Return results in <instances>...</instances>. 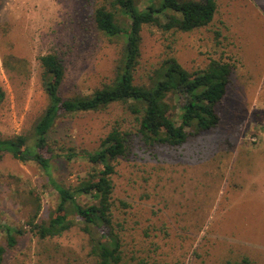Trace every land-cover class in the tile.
<instances>
[{
	"label": "rangeland",
	"instance_id": "rangeland-1",
	"mask_svg": "<svg viewBox=\"0 0 264 264\" xmlns=\"http://www.w3.org/2000/svg\"><path fill=\"white\" fill-rule=\"evenodd\" d=\"M101 2L0 0L1 139L31 131L48 103L38 57L55 54L62 61L65 98L91 95L114 81L124 40L96 31L93 11ZM170 57L189 72L211 59L233 66L216 106L217 127L168 146L145 143L122 103L62 115L49 136L58 154L53 177L65 187L88 178L93 165L82 154L120 126L130 133L112 175L123 264H264V0H217L212 22L187 33L144 26L135 83ZM9 59L25 61V71L5 67ZM181 102L172 103L177 109ZM31 190L40 198L39 218L48 220L58 196L43 173L33 162L0 156L1 223L25 226ZM90 248L78 225L46 239L26 232L3 264H93Z\"/></svg>",
	"mask_w": 264,
	"mask_h": 264
},
{
	"label": "trees",
	"instance_id": "trees-1",
	"mask_svg": "<svg viewBox=\"0 0 264 264\" xmlns=\"http://www.w3.org/2000/svg\"><path fill=\"white\" fill-rule=\"evenodd\" d=\"M216 11L217 0H102L93 11L94 27L109 38L121 37L124 49L114 81L88 96L62 97V61L55 54L38 57L41 86L48 103L31 131L0 138V156L11 154L23 162H33L56 192L58 204L48 220L40 219V198L36 191L29 192L31 212L25 226L0 222L4 242L0 245V264L7 249L14 248L26 232L46 239L60 236L75 225L89 236L88 256L93 264H123L122 239L112 210V175L116 160L126 154L130 133L120 126L113 127L98 149L82 154L94 172L77 185L65 187L52 174V160L58 154L51 147V130L62 115L97 112L113 103H122L134 118L138 134L149 144L180 146L190 137L216 128L220 121L216 106L224 97L233 72L230 63L211 59L207 67L189 72L170 57L153 67L142 83H135L134 76L144 26L187 33L208 26ZM5 67L24 72L26 64L20 59H9ZM4 97L0 88V103ZM175 99L182 101L177 109L172 103ZM86 196L91 201L82 203L80 198ZM69 211L73 219L69 218Z\"/></svg>",
	"mask_w": 264,
	"mask_h": 264
}]
</instances>
